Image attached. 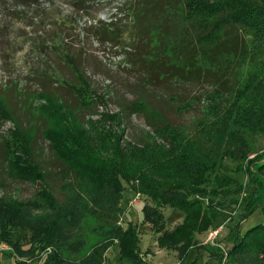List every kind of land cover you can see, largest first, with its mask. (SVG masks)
I'll use <instances>...</instances> for the list:
<instances>
[{"label":"rangeland","instance_id":"374dc122","mask_svg":"<svg viewBox=\"0 0 264 264\" xmlns=\"http://www.w3.org/2000/svg\"><path fill=\"white\" fill-rule=\"evenodd\" d=\"M2 1L9 3L10 11L2 12L4 10L0 7V236L7 232V240L27 250L34 231L57 220L55 224L62 225L63 231L59 238V242H63L58 264H140L129 256L135 246L129 232L133 223L137 226L136 250L142 264H185L182 258L186 257L187 250L198 245L202 249L192 250L188 264L189 261H197V264H264V244L248 255L244 253L236 260H230L228 250L233 243L225 240L235 219L233 225L239 221L242 223L241 235L264 224V207L259 206L264 203V171L255 174L259 164L264 162V157L256 160L264 155V135L247 134L244 130L236 137L237 142L252 154L241 163L226 157L216 146L221 145V141L215 144L213 137V133L219 130L217 122L213 121H217L232 99L234 89L246 82V62L237 65L232 53L237 49L235 59L240 61L244 43H234L227 37L217 51L215 67L211 63H199L193 71L181 73L174 69L177 63L169 55L170 37L176 36L184 48L191 49L197 36V31L185 21L183 0H143L145 3L139 11L137 25H134L133 17L127 20L122 16V22L118 24L125 26L128 23V29L117 32L115 37L105 34L101 36L102 40L88 31L93 18L96 24L109 23L117 7L123 6L125 0H96L87 4L94 8V12L89 11L90 16L78 12L66 0H39V6L30 7H18L14 0ZM37 7L52 10L53 14L33 30L28 27L30 18L26 20V15L36 14ZM20 9H28L29 13L19 12ZM68 16L70 24L63 28L62 33L51 37V33L59 30L53 28L58 26L45 28L43 24L49 25L54 20L52 17L64 21L63 17ZM67 28L75 29L66 31ZM33 31L39 32L37 35L42 42L55 40L56 43L62 37L66 39L78 67L88 77L97 95L93 97L92 106L85 107L94 95L91 90L85 99L81 98L88 101L85 103L71 91V86L81 85L72 68L59 62V57H64L63 53L57 49L47 50L46 54L40 52L42 45L35 39L37 35ZM209 49V54L214 55L216 51ZM221 52L224 55H220ZM40 61L44 65L37 73L36 65ZM166 63L168 67L164 66ZM159 65L170 73L168 77L158 75ZM59 71L60 76L57 75ZM42 74L46 75L42 77ZM41 91H49L53 95L48 94L49 99H45ZM16 117L23 121L26 130L30 128L32 133L36 132L32 149L39 166L33 165L31 157L21 149L17 150L18 160L12 161L13 164L4 161L6 140L11 139L14 143V137L18 143L25 142L20 133L12 137L16 131ZM89 120L96 126L84 125ZM164 124H167L170 139L161 132ZM80 126L91 131L92 144L96 149L104 141L102 134L97 138L96 135L104 132L105 128L110 130L113 142L116 136L123 135L121 142L127 145L128 151L148 135L149 144L172 148V136L181 134L209 150L214 159L222 163L220 178L234 177L243 184L240 195H236L239 198L237 207L227 209L229 199L225 194L219 196L217 193L212 200V191L209 192L212 189H207V194L201 198L205 206L220 212L221 217L228 216L227 210L232 212L230 222L226 221L225 227L219 228L221 232L217 240H208L209 234L214 232L212 229H180L179 225L185 222L191 228L193 218L186 220L182 212L170 207L153 209L159 213L154 215L155 218H162L161 224L164 223V229L160 231L159 225L153 227L144 221L146 206H154V203L141 194L140 187L133 189L136 182L121 180L106 168L95 174L87 169L78 173L77 166L72 167L71 163H80L55 156L53 142L45 136L63 139L79 133ZM232 129L229 127L226 131ZM43 132L47 133L43 136ZM250 159L255 160L249 167L256 175L259 187L246 185L249 181L245 173L246 163ZM11 165L15 168L10 169ZM241 169L244 173L237 172ZM12 174H16L18 179L12 178ZM112 175L113 179L120 178L121 196L119 190L112 189L107 183ZM249 203L258 206L246 216ZM202 214L208 218L205 208H202ZM23 226L31 227L26 230ZM119 239L127 244L122 258ZM7 242H1L5 250L0 253V264H16L10 242Z\"/></svg>","mask_w":264,"mask_h":264},{"label":"trees","instance_id":"16d2710c","mask_svg":"<svg viewBox=\"0 0 264 264\" xmlns=\"http://www.w3.org/2000/svg\"><path fill=\"white\" fill-rule=\"evenodd\" d=\"M14 1L17 3L18 7L39 6V0ZM70 1L66 0V3L76 8L78 12L82 11L90 16L89 11L94 8L88 7L87 4L90 5L96 0ZM144 3L143 0H125L123 6L117 7V12L109 23L99 22L96 24L95 18H93L94 22H91V26L88 30L89 33L92 32V34L100 36L99 40H102L101 36L105 34L115 37L117 32L128 29V23H125V26L124 24H118L122 22V16L126 17L127 20L129 17H133L134 25H137V19L140 16L139 11L142 10ZM183 5L185 8V21H188V23L193 26L197 31V36L195 39V46L191 49L184 48L176 36L170 37L172 39L169 42V55L176 61L177 68L174 69L177 71L189 73L199 67V63L214 64L216 60H218L216 55L217 51L221 49L224 39H227V37L232 38L234 43H244V53L241 56L238 55L241 57V60H238L239 62L235 59V57H237V49H233L232 53L237 65H240L242 61L246 62V69H248L246 71V82L241 85L239 84L234 89L232 99L222 110L223 112H221L217 121H213V123L217 122L216 124L219 127V130L213 133L215 144H217L219 140L221 141V145L216 146L226 154V157L234 158L237 162L241 163L246 159L248 160L252 154L237 142L236 137L244 130H246L247 134L264 135V0H187L186 2L183 0ZM9 6L8 2L0 0V7L4 10L2 12L10 11L8 9ZM36 11L37 13L32 14L30 17L26 15V20L30 18L28 27H31L33 30L36 26H39L41 22L43 23L42 20L47 19L49 17L48 15L53 14L52 10L49 11L47 9H41L40 7H37ZM19 12L29 13L28 9H20ZM92 12H94V10ZM52 18L54 20L50 22L49 25L43 24L45 28H47V26H58L53 28L59 30H55L54 33H51V37L54 34L62 33L63 28L70 24L69 16L63 17L65 18L64 21H61L57 17ZM74 29L67 28L66 31ZM233 30H236V32H232ZM32 33L37 35L39 32L33 31ZM229 33L231 34L229 35ZM35 39L42 45L39 50L43 52V54H46L47 50L54 49L63 53L64 57H59V62H64L72 68L73 74L77 75L79 85H81L79 87L71 86V91L74 95L77 94L76 97L78 100H81V98L85 99L91 90L94 95H91L90 103L87 100L81 101L83 103L88 102V105L85 106L86 108L92 106L94 104L93 97L96 93L92 89L88 77L78 67V62L75 57H73L66 39L62 37L61 40H58L56 43L55 40L51 42H42L39 40L40 38L38 35ZM36 40L34 41L35 44ZM209 48H213L216 51L214 55L209 54ZM220 55H224V53L221 52ZM40 56H42V53ZM43 65V61L38 62L36 65L37 73L40 68L42 69ZM215 65L216 64H214V67ZM164 66L168 67L167 63L164 64ZM157 70L161 78H166L170 75L168 71L161 69V65L158 66ZM45 75L46 74H42L41 76L44 77ZM52 75L51 72V76ZM57 75L60 76L61 71H59ZM49 78L52 79L53 77ZM41 92H44L42 98L45 99H49L48 94L53 95L49 91ZM45 93H47V95ZM57 101L62 102L61 100ZM134 106L138 108L141 107L137 104H134ZM90 121L91 120L84 125L90 124L91 126H96L94 123H90ZM115 123H118V121L115 120ZM163 126L161 132H164V137L165 135L168 137L167 124ZM15 127L16 131L13 133L12 137L20 133L25 142L18 143L14 140V137V143L10 141L11 139L6 140L4 161L13 164L12 161L18 160V157H16L17 150L21 149L22 153L24 152L27 156L31 157L33 165L39 166L34 160V150L32 149L36 132L32 133L30 128L26 130L23 121L19 120L17 117L15 118ZM229 127L233 128L230 132L226 131ZM80 130L79 133L67 135L63 139H59L56 136L49 137L48 135L45 137L47 140L53 142L56 153L55 156L67 157L70 161L74 159L80 163H71L72 167L77 166L76 171L78 173L87 169L90 173L95 174L99 173L101 168H106L108 172L114 175L116 174L121 180L136 182L138 187L137 185L133 186V189L140 187L141 194L154 203V206H146V212H143L144 221L146 223L151 224L153 227L159 225L160 231H163L164 223L161 224L163 220L162 218H155L154 215H159V213L153 209L157 210L165 207H170L173 210L182 212L186 220L190 221V218H193L192 221H190L193 224L191 228L186 222L179 225L180 229H187L189 231H193L196 227L199 228V230L204 229L208 231L212 229L215 231L220 227L224 228L226 221H228L229 218L231 219L232 212L229 213L227 210L226 213L228 216L225 214V216L221 217L220 212L205 206V202H203L201 198L207 194V189H212L209 191H212L210 195V198H213L212 200L217 197V193H219V196L225 194V196L228 197L226 199H229L227 209L233 206L237 207L239 198H237L236 195H240L239 190L243 184L234 177H228L225 180L221 179L220 170L222 163L216 161L212 153H209V150H205V148H202L200 145L185 139L182 134L172 136V148H167L164 145L156 143L155 146L149 144L150 135H148L147 138H142L140 140L142 142H138V146H132V149L128 151L129 148H127V145L125 146L121 142L123 135L120 137L116 136V141L113 142L112 134L109 133L110 130L104 128V132H99L96 135L97 138L102 134L101 138L104 139L96 149L95 145L92 144L94 138L90 136L91 131L84 130L81 126ZM157 131H160V129ZM29 133L33 134V136L30 137L28 135ZM46 133L47 132H45V134ZM45 134L43 132V136ZM107 144L111 145V147ZM263 157L264 155L257 157L256 160L260 161ZM254 162L255 160L250 159L246 163L245 173L249 179L246 185H248V183L252 186L260 185L256 179V175H254L249 167V164L251 166ZM14 168L15 165L10 166V169ZM263 171L264 162L263 164H259L255 174L262 173ZM237 172L244 173V170L241 169ZM12 175H14L11 176L12 178L18 179L16 174ZM119 177L113 179L114 177L112 175L111 181L107 183H109L108 185L112 189L116 188L121 193L122 186ZM262 182L264 183V179ZM121 195L122 193L119 194V196ZM253 204L255 205H250V203L247 204L248 206L246 205V216L258 206L256 203ZM259 206L264 207V203L259 204ZM202 208H205V212L208 213V218L202 214ZM55 214L57 217H62L61 214ZM235 220L231 222L232 227L228 236L225 238L226 241L229 239L227 241L229 244L230 241L233 243L228 250V258L230 260H236V257L244 253L248 255L251 251H254L257 247L264 244V224L254 227L245 235H241L239 232L242 223L239 221L238 224L233 225ZM56 221L57 220L52 222L51 225L47 224L38 230L36 229L33 233L31 244H29L30 248H27V250H24V247H20L18 243L7 240V232H4L3 235L1 234L0 242H10L9 245L12 247L13 254L16 257V264H32L31 262L58 264V259L61 258L60 252L63 242H59V238L63 234V231L62 225L55 224ZM199 221H201V223H198ZM217 222L221 225L218 226V224H216ZM131 223L132 222H130V224ZM131 225L129 230L131 234L130 238L132 237L131 243L135 246H133L134 250H132L129 256L137 263L142 264L143 260L136 250V238L138 237L136 231L137 226L133 223ZM29 227L31 226H23L22 228L29 230ZM159 229L157 230L159 231ZM178 232L177 230L176 233ZM119 242V249L121 252L120 258H122L127 250V244L123 239H119ZM198 246L197 248H190L187 250L186 257L182 258L183 263L188 264L191 252H193L192 250L200 251L202 249V247ZM48 250L51 251L48 252ZM197 263V261H189V264Z\"/></svg>","mask_w":264,"mask_h":264},{"label":"built area","instance_id":"2783aa9c","mask_svg":"<svg viewBox=\"0 0 264 264\" xmlns=\"http://www.w3.org/2000/svg\"><path fill=\"white\" fill-rule=\"evenodd\" d=\"M220 232H221L220 229L215 230L214 232H211V233L209 234V238H208V240H209V241H213V242H215V241L217 240L218 235L220 234ZM4 250H5V247H3L2 244H1V242H0V253L3 252ZM50 251H51V250H48V252H50Z\"/></svg>","mask_w":264,"mask_h":264}]
</instances>
